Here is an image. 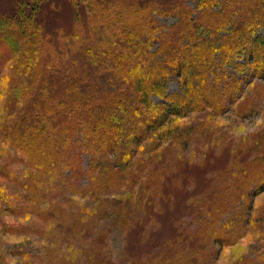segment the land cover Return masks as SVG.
Wrapping results in <instances>:
<instances>
[{"label": "trees", "instance_id": "16d2710c", "mask_svg": "<svg viewBox=\"0 0 264 264\" xmlns=\"http://www.w3.org/2000/svg\"><path fill=\"white\" fill-rule=\"evenodd\" d=\"M188 1L72 0L73 7L64 12L68 25L64 18L51 19L63 6L53 7L54 0H17L9 14L0 12V66L5 70L0 76L1 136L24 150L30 161L35 158L37 171L50 180L65 167L78 170L79 150L86 151L91 190H107L124 174L133 147L149 132L174 116L206 108L219 112L242 87L230 65L264 76V39L257 34L264 28V0H192L194 7ZM173 17L170 23L160 20ZM240 54L244 58L238 62ZM172 80L178 91L169 92ZM238 155L231 171L219 173L222 184L203 188L200 196L192 194V219L210 216L217 223L231 204L240 201L244 209L250 190L264 185V139ZM141 180L110 201V211L90 210L93 216L87 212L83 218L90 227L98 218L113 219L125 232L128 264H176L172 257L178 256V244L172 240L129 253L145 240L141 225L158 218L154 209L146 212ZM31 197L39 217L63 227L65 221L52 204ZM146 203L152 204L151 199ZM233 223L229 218L222 228ZM218 236L213 228L205 244L198 239L196 246L203 248ZM100 241L95 249L89 238L79 245H88L87 254L83 251L88 264H115ZM260 259L263 264L264 254ZM79 260L71 258L72 264ZM0 264H10L2 252Z\"/></svg>", "mask_w": 264, "mask_h": 264}, {"label": "rangeland", "instance_id": "374dc122", "mask_svg": "<svg viewBox=\"0 0 264 264\" xmlns=\"http://www.w3.org/2000/svg\"><path fill=\"white\" fill-rule=\"evenodd\" d=\"M16 2L0 0V12L9 14ZM67 2L64 6L65 0H54L53 7L58 3L63 6L55 10L60 15L51 19L64 18L63 24L71 23L64 12L73 7V2ZM188 4L195 6L192 0ZM160 20L170 23L174 17ZM257 34L264 39V28ZM243 58L244 54H240L237 61ZM4 71L0 66L1 77ZM229 71L242 79L235 99L217 113L206 108L174 116L149 132L133 147V158L124 174L107 190H91L92 174L85 171L90 155L76 145L73 148L79 150V169L71 171L65 167L50 180L37 171L35 158L30 161L24 150L0 134V252L10 259V264H72L71 258L76 255L80 258L78 264H88L89 259L83 254H87L88 245L84 249L79 246L86 238L91 240L89 246L93 249L99 247L101 240L106 256L115 264H128L123 250L125 232L112 223L113 219L108 215L95 217L90 227L83 217L90 210L95 214L108 210V203L132 191L137 179H142L140 182L146 187V212L154 209L158 218L156 223L141 225L145 240L136 243L138 248L130 250L131 255L172 240L178 244V256L172 257L176 264H192V258L197 259L195 264H260L264 254V185L250 190L244 209L240 201L231 204L225 214L220 213L217 223H212L210 216L192 219V194L200 196L203 188L222 184L219 173L231 171L230 165L244 147L264 139V76L246 68L237 69L233 64ZM179 88L175 80L169 83V92ZM154 100L161 99L154 96ZM31 196L52 204L65 221L63 227L39 217ZM149 198L152 204L148 205ZM92 216L93 213L89 215ZM229 218L233 225L223 229L222 224ZM213 228L219 234L217 240H208L203 248L196 246L198 239L205 244L204 239ZM237 233L239 237L229 242ZM185 236L184 242L180 240ZM221 241L228 243L222 246Z\"/></svg>", "mask_w": 264, "mask_h": 264}]
</instances>
